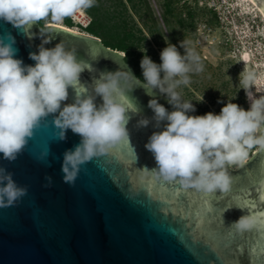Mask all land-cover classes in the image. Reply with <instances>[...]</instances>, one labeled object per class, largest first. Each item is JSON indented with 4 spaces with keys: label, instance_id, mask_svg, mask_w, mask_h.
Returning a JSON list of instances; mask_svg holds the SVG:
<instances>
[{
    "label": "water",
    "instance_id": "water-1",
    "mask_svg": "<svg viewBox=\"0 0 264 264\" xmlns=\"http://www.w3.org/2000/svg\"><path fill=\"white\" fill-rule=\"evenodd\" d=\"M255 2L264 11V0ZM41 28L37 23L25 31L23 26L17 28L0 19V35L12 33L15 55L25 64L35 63L29 53L38 51L49 35H41ZM44 28L52 35L46 47L64 40L77 50L85 67L81 88L86 89L102 72L115 71L126 63L135 73L125 53L106 46L100 37L54 23ZM69 93L66 102L74 99L76 89L70 86ZM129 95L127 100L139 109L129 110V141L81 165L74 183L65 182L61 171L65 150L81 139L71 128L66 139H61L54 124H44L15 160L2 159L0 153V165L28 189L13 205L0 206V264H264V235L259 226L246 235L221 239L211 216L197 225L191 215L205 200L214 212L221 209L218 215L225 225L247 211L253 213V208L264 212V150L258 149L236 168L229 167L230 191L206 196L187 188L176 197L173 189L183 188L181 184L160 180L144 169L156 167L154 154L145 144L159 129L155 121L144 127L137 126V121L141 116L152 117L148 106L152 96L142 85ZM157 95L171 110L166 97ZM97 102L102 98L98 96ZM45 148L49 155L41 159ZM47 175L53 177L50 185ZM237 197L251 207L242 208ZM177 199L179 207L174 203Z\"/></svg>",
    "mask_w": 264,
    "mask_h": 264
},
{
    "label": "clouds",
    "instance_id": "clouds-1",
    "mask_svg": "<svg viewBox=\"0 0 264 264\" xmlns=\"http://www.w3.org/2000/svg\"><path fill=\"white\" fill-rule=\"evenodd\" d=\"M95 0H0V19L28 31L39 21L62 20ZM44 39L38 51L29 53L34 64H25L15 55V37L0 35V153L2 159L15 160L25 149L35 130L54 124L58 136L66 139L69 128L81 137L74 148L65 150L61 171L63 180L74 183L81 165L108 153L129 141V110L139 111L125 98L142 85L152 98L148 106L152 117L141 116L137 126L155 121L154 131L145 147L155 157L156 167L145 171L160 180L178 181L185 188L203 192H228L232 187L229 167L248 157L249 149L264 150V88L257 86L255 70L239 74L249 107L229 99L220 112L194 114L196 105L183 98L179 88L188 85L190 73L203 69L201 57L190 41L167 42L160 52V62L145 54L140 61L142 77L127 65L104 71L85 89L80 76L85 69L77 50L64 40L46 47L52 35L41 28ZM30 35V32H29ZM32 35V34H31ZM183 48V52L181 51ZM76 89L71 102L69 88ZM254 86V87H253ZM164 95L171 110L159 102ZM257 93H260L257 95ZM102 102H97V97ZM200 100H203L200 99ZM51 119L49 120V117ZM49 148L42 150L46 159ZM48 184L53 177L47 175ZM28 189L14 179L13 173L0 165V206H9L22 198ZM260 218L247 211L231 226L244 233L259 226Z\"/></svg>",
    "mask_w": 264,
    "mask_h": 264
},
{
    "label": "rangeland",
    "instance_id": "rangeland-1",
    "mask_svg": "<svg viewBox=\"0 0 264 264\" xmlns=\"http://www.w3.org/2000/svg\"><path fill=\"white\" fill-rule=\"evenodd\" d=\"M219 1L217 8L221 11L215 12L208 7V0H186L194 11L195 26L193 29H183L165 13V0H149L157 25L161 29L162 36L158 39L161 45L151 41L149 30L154 24L148 13L141 9L139 15L130 6L128 8L130 20L148 35L150 42H146L144 49L151 44L159 50L160 56L167 42L176 43L179 47V41L186 40L190 41V46L199 53L203 65L202 71L190 73V83L179 88L183 98L193 100L196 105L194 114H204L208 111L219 113L229 99L248 108L249 101L239 83V74L243 70H255L258 74L257 86L264 88L263 17L256 12L250 14L242 12V8L236 5L238 0ZM183 3L184 0L175 2L172 7L178 10L184 7ZM254 14H258V17ZM56 22L65 24L64 19ZM78 31L87 33L85 30ZM244 49L251 52V62L248 65L241 63L240 56ZM181 51L183 52V48ZM202 98L203 100H200ZM258 149V147L249 149L248 157L244 161L251 158ZM240 163L231 166L236 168Z\"/></svg>",
    "mask_w": 264,
    "mask_h": 264
},
{
    "label": "trees",
    "instance_id": "trees-1",
    "mask_svg": "<svg viewBox=\"0 0 264 264\" xmlns=\"http://www.w3.org/2000/svg\"><path fill=\"white\" fill-rule=\"evenodd\" d=\"M180 1L165 0V13L170 19L176 21L180 28L193 29L195 26V14L191 5L184 0V7L178 10L172 7L173 3ZM129 6L139 15H141V9H144L148 13L154 24V27H151L149 30L151 41H155L154 43L161 45L158 40L162 36L160 35L161 29L157 25V20L153 15L149 0H95L94 4L87 8L92 21L84 30L100 37L106 46L123 51L125 53L124 59L133 67L136 75L143 78L140 67L141 58L145 54H148L159 63V50L151 44H149L147 49H144L147 45L146 42H150L148 35L141 28H137L134 22L130 20V14L128 13ZM63 19L66 25L73 26L68 16ZM51 21V19H47L38 23L44 28L46 23Z\"/></svg>",
    "mask_w": 264,
    "mask_h": 264
},
{
    "label": "snow or ice",
    "instance_id": "snow-or-ice-1",
    "mask_svg": "<svg viewBox=\"0 0 264 264\" xmlns=\"http://www.w3.org/2000/svg\"><path fill=\"white\" fill-rule=\"evenodd\" d=\"M125 99L129 104H131V102L128 101L127 98H125ZM172 183L175 185H180V183L178 181H174ZM186 190H187V188H185V187H183V188L175 187L173 189V195L178 197L181 192L186 191ZM204 194L206 196H210L211 192H205ZM261 199L264 200V196H262ZM236 202L238 204H240L242 208L251 207L248 201H246L240 197L236 198ZM174 203L177 207L180 206L178 199L175 200ZM183 210L187 213V211H188L187 205H184ZM220 211H221V209H218V210L216 209L214 212L212 209V205L207 200H205L198 210L197 209L193 210L191 215L195 216L197 225L205 223V216H211L213 218V221H215V224L218 225V227L216 228V232L221 233V239H223L225 236L230 237V238H235V237L243 236V235L247 234L245 232L244 233H238V232H236L234 226L225 225L224 219L219 218L218 214L220 213ZM253 214L260 217L259 227L262 230L261 234L264 235V212H256L255 209L253 208ZM261 252L264 253V246L261 247Z\"/></svg>",
    "mask_w": 264,
    "mask_h": 264
},
{
    "label": "bare ground",
    "instance_id": "bare-ground-1",
    "mask_svg": "<svg viewBox=\"0 0 264 264\" xmlns=\"http://www.w3.org/2000/svg\"><path fill=\"white\" fill-rule=\"evenodd\" d=\"M236 5L240 6L242 8V12H245V13H248V14L256 12V13L260 14L263 17V19H264V11L255 2V0H238ZM258 14H254V16L258 17ZM49 23L58 24V25L63 26L65 28H70L71 30L80 32V31H78V30H76L74 28H71L70 26H67V25L63 24L62 22L60 23V22L53 21V22H49ZM240 57H241V61H242L241 63H243L244 65H248L251 62V52L249 50L243 51Z\"/></svg>",
    "mask_w": 264,
    "mask_h": 264
},
{
    "label": "built area",
    "instance_id": "built-area-1",
    "mask_svg": "<svg viewBox=\"0 0 264 264\" xmlns=\"http://www.w3.org/2000/svg\"><path fill=\"white\" fill-rule=\"evenodd\" d=\"M220 4L219 0H208V7L210 9H213L215 12H220L221 10H219L217 8V5ZM72 23H73V28H76L78 30H84L87 26L90 25L91 21H92V17L90 16V14L87 11V8H80L78 10H76L75 12H73L71 15L68 16Z\"/></svg>",
    "mask_w": 264,
    "mask_h": 264
}]
</instances>
